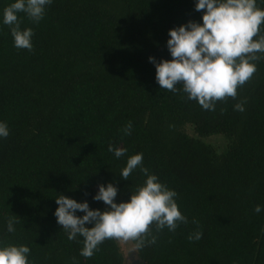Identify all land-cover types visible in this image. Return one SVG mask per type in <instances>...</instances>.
<instances>
[{
  "label": "trees",
  "instance_id": "16d2710c",
  "mask_svg": "<svg viewBox=\"0 0 264 264\" xmlns=\"http://www.w3.org/2000/svg\"><path fill=\"white\" fill-rule=\"evenodd\" d=\"M13 2L0 0V122L9 129L0 137V247L28 246L29 264H123L115 240L81 256L83 238L69 240L57 223L56 198L104 211L93 197L112 183L117 203L130 200L147 177L139 167L127 180L119 174L142 153L188 220L175 231L153 226L156 242L137 252L142 263L264 264V54L235 100L204 110L161 89L149 60L172 59L170 29L203 22L197 0H52L39 23L18 14L21 29H33L32 51L14 47L3 23ZM256 4L264 9V0ZM241 102L244 111L234 110ZM214 135L223 148L205 140ZM9 217L19 221L15 232ZM196 231L202 239L189 241Z\"/></svg>",
  "mask_w": 264,
  "mask_h": 264
},
{
  "label": "clouds",
  "instance_id": "9594fccd",
  "mask_svg": "<svg viewBox=\"0 0 264 264\" xmlns=\"http://www.w3.org/2000/svg\"><path fill=\"white\" fill-rule=\"evenodd\" d=\"M51 3L52 0H15L3 9V23L10 28L14 47L33 50V29L22 30L18 14L23 13L32 22L39 23L45 7ZM195 10L203 11L202 23L190 20L169 30L167 48L172 59L156 62L150 56L149 60L155 64V78L161 89L173 93L182 91L204 110L214 111L217 101L235 100L238 88L257 70L253 61L262 58L258 54H264V35H261L264 9L257 7L256 0H197ZM234 110L243 112V103H236ZM131 129L129 122L124 134L129 135ZM8 135L7 124L0 122V137ZM108 151L119 158L127 150L109 144ZM138 167L147 178L128 201H115L118 189L112 183L99 185L93 199L109 206L104 211L91 209L87 201L78 202L62 194L56 198L57 223L67 232L69 240L83 238L81 256L91 258L105 240L131 243V253H137L156 242L153 226L157 232L165 227L175 231L179 224L188 223L176 203L177 193L159 182L156 175L148 174L149 170L143 167L142 153L131 155L119 175L127 180ZM77 210L84 215H76ZM254 211L259 213L261 207L257 205ZM18 222L15 217H9L7 231L15 232L14 224ZM201 239V231L188 236L189 241ZM29 254L30 248L26 245L6 244L0 247V264H29Z\"/></svg>",
  "mask_w": 264,
  "mask_h": 264
},
{
  "label": "rangeland",
  "instance_id": "374dc122",
  "mask_svg": "<svg viewBox=\"0 0 264 264\" xmlns=\"http://www.w3.org/2000/svg\"><path fill=\"white\" fill-rule=\"evenodd\" d=\"M188 132L190 134H193L194 133L193 128L189 126L188 127ZM205 140L207 142L213 144L214 146H216L218 149L223 148L225 146V144H226V139L223 136H221V135L210 136V137L206 138ZM119 245H120V248H121V250H122V252L124 254V258H125L123 264H134V262L136 260L139 261L138 254L134 253V252L131 253V251H130L131 243L122 244V243L119 242Z\"/></svg>",
  "mask_w": 264,
  "mask_h": 264
},
{
  "label": "flooded vegetation",
  "instance_id": "af4514ba",
  "mask_svg": "<svg viewBox=\"0 0 264 264\" xmlns=\"http://www.w3.org/2000/svg\"><path fill=\"white\" fill-rule=\"evenodd\" d=\"M138 260H136L135 262H134V264H143L141 261H140V259H139V261L137 262ZM137 262V263H136Z\"/></svg>",
  "mask_w": 264,
  "mask_h": 264
},
{
  "label": "water",
  "instance_id": "95a60500",
  "mask_svg": "<svg viewBox=\"0 0 264 264\" xmlns=\"http://www.w3.org/2000/svg\"><path fill=\"white\" fill-rule=\"evenodd\" d=\"M144 264V263H143Z\"/></svg>",
  "mask_w": 264,
  "mask_h": 264
}]
</instances>
